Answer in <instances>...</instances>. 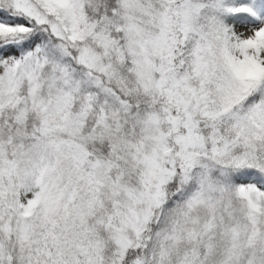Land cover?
<instances>
[{"label": "snow or ice", "instance_id": "1", "mask_svg": "<svg viewBox=\"0 0 264 264\" xmlns=\"http://www.w3.org/2000/svg\"><path fill=\"white\" fill-rule=\"evenodd\" d=\"M0 264H264V0H0Z\"/></svg>", "mask_w": 264, "mask_h": 264}]
</instances>
